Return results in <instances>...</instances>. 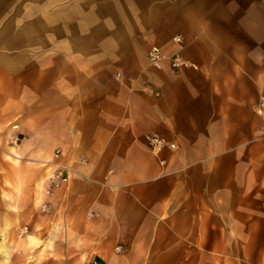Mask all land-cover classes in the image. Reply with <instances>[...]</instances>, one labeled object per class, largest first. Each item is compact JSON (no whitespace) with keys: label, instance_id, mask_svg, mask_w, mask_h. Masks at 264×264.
I'll use <instances>...</instances> for the list:
<instances>
[{"label":"crops","instance_id":"1","mask_svg":"<svg viewBox=\"0 0 264 264\" xmlns=\"http://www.w3.org/2000/svg\"><path fill=\"white\" fill-rule=\"evenodd\" d=\"M190 3L191 12L180 8L179 28L149 32L146 44L135 32L114 45L93 31L100 47L55 51L48 93L66 123L55 143L59 163L74 172L53 190L50 208L68 228L73 219L84 228L82 216L93 212L90 240L107 236L103 259L114 256L116 264H173L203 255L205 242L212 260L232 261L238 252L244 264H264V220L244 216L264 212V117L256 112L264 93V0ZM205 3L216 7L205 13ZM118 4L107 2V13H122ZM151 46L166 57L178 52L190 66H150ZM148 134L175 149L153 154ZM45 158L30 179L36 206L48 199L44 184L60 165ZM46 170L47 198L37 200L33 182ZM23 182L19 173L16 196ZM205 208L222 217L204 220Z\"/></svg>","mask_w":264,"mask_h":264},{"label":"rangeland","instance_id":"2","mask_svg":"<svg viewBox=\"0 0 264 264\" xmlns=\"http://www.w3.org/2000/svg\"><path fill=\"white\" fill-rule=\"evenodd\" d=\"M192 1L184 0L181 4V0H0V264H89L93 259L116 264L114 256L103 259V251L108 247L107 236H97L93 242L90 240L93 212L82 216L79 224L84 228H74V219L69 224L72 228H68L63 222L57 225V212L50 208L49 198L53 190L63 186L74 172L72 165L59 163L62 149L55 143L66 133L63 131L66 123H62V118L52 109L53 102L48 93L53 82L52 62L59 56L55 51L65 50L68 46L100 47L98 38L92 37L93 31L104 34V37L108 35L114 45H123L126 43L124 38L135 32L140 36V44H146L149 32L156 34L163 28H179L180 8L183 6L185 12H191ZM107 2L119 3L123 12L118 15L107 13ZM199 7L209 13L216 5L205 3ZM151 47L146 49V59ZM158 48L162 52V48ZM114 74L118 79V73ZM43 96L47 99H42ZM46 154L60 165L46 181L48 199L43 200L47 196L43 197L36 206L32 201L30 179L42 168L47 160ZM80 162L84 164L85 160ZM59 171L62 175L57 180L54 176ZM19 173L24 182L18 197L14 184ZM255 212L244 214L245 219L264 220L263 210ZM19 214L22 215L20 222ZM215 215L222 217L221 213L205 208L204 220L211 221ZM6 220L19 225L15 243L7 242L5 238ZM35 221L39 222V228L33 226ZM70 231L78 238L73 234L70 237ZM27 235L32 236V241L25 239ZM116 248L114 254L123 252L122 248L118 252ZM208 249L211 246L205 242L203 255L199 253L189 260L172 263H245L238 252L232 261L212 260ZM4 252L6 258H3ZM128 264L132 263L129 261Z\"/></svg>","mask_w":264,"mask_h":264},{"label":"built area","instance_id":"3","mask_svg":"<svg viewBox=\"0 0 264 264\" xmlns=\"http://www.w3.org/2000/svg\"><path fill=\"white\" fill-rule=\"evenodd\" d=\"M173 41L177 44L181 43V38L179 36H175ZM147 61L150 66L161 69L164 61H168L170 66L173 69H181L187 68L190 66V63L184 60L178 52L170 55L164 56V54L160 51V49L156 46L151 47L147 52ZM117 78H120V74H117ZM256 112L264 117V93H262L259 97V100L256 105ZM146 147L155 155H158L165 147H169L171 149L175 148V144L169 143L167 144L163 139L159 138L156 135L148 134L145 136ZM161 163H163L161 161ZM62 175V171H59L54 177L55 179H59ZM43 208H46V205H43ZM24 230H27L25 227ZM121 247H117L116 251H120ZM89 264H104L102 261L93 259Z\"/></svg>","mask_w":264,"mask_h":264},{"label":"bare ground","instance_id":"4","mask_svg":"<svg viewBox=\"0 0 264 264\" xmlns=\"http://www.w3.org/2000/svg\"><path fill=\"white\" fill-rule=\"evenodd\" d=\"M45 172L46 173L44 175L38 177L33 182V192H34V195L36 196L37 200H42L43 197H44V186H43L44 183H43V180H44L45 177L50 175L49 170H46ZM18 184H20V183H18ZM18 226L19 225L17 223H12L9 220L5 221V238H6L7 242H14V243L17 242L16 229H17ZM33 226L39 228L40 224H39V222L35 221ZM48 236H49V234H48ZM25 239H27V241H29V240L32 241V236L31 235H27L25 237ZM6 257H7V255L4 252L3 258H6Z\"/></svg>","mask_w":264,"mask_h":264}]
</instances>
